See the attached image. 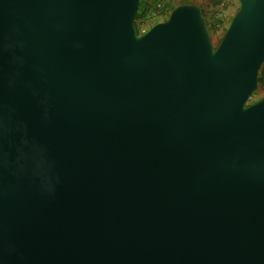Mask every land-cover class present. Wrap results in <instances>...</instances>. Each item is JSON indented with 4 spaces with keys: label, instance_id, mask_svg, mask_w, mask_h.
Segmentation results:
<instances>
[{
    "label": "water",
    "instance_id": "water-1",
    "mask_svg": "<svg viewBox=\"0 0 264 264\" xmlns=\"http://www.w3.org/2000/svg\"><path fill=\"white\" fill-rule=\"evenodd\" d=\"M0 0V264H264V0Z\"/></svg>",
    "mask_w": 264,
    "mask_h": 264
},
{
    "label": "rangeland",
    "instance_id": "rangeland-1",
    "mask_svg": "<svg viewBox=\"0 0 264 264\" xmlns=\"http://www.w3.org/2000/svg\"><path fill=\"white\" fill-rule=\"evenodd\" d=\"M176 3H181L184 2V0H173ZM203 4H204V8L206 10V22H210L212 21L216 16L220 15L223 18V21L220 24V28L216 31H212L210 30L213 39L216 41L221 35L222 33L225 31V29L229 26L233 15L235 14V12L237 11V9L239 8L240 2L239 0H202ZM152 16L154 15L151 14ZM149 16V15H148ZM168 16V14H166V16L162 17V18H155L153 20H150L147 24H145L141 31L147 30L150 26H152V22H154L155 20H163ZM161 19V20H160ZM261 73H262V77L263 80L261 83L258 84V88L256 89V91L253 93L252 97H251V101H254L262 96H264V62L261 66L260 69Z\"/></svg>",
    "mask_w": 264,
    "mask_h": 264
},
{
    "label": "trees",
    "instance_id": "trees-1",
    "mask_svg": "<svg viewBox=\"0 0 264 264\" xmlns=\"http://www.w3.org/2000/svg\"><path fill=\"white\" fill-rule=\"evenodd\" d=\"M181 3H186V1L181 2ZM177 4H180V3H176L173 0H166V5L161 11H159V9L155 5V0H141L139 10L136 14V20L138 22L140 30L150 20H153L155 18H162L166 16V14H169L171 9ZM202 12H203L204 17H206L207 13L203 8H202ZM153 13L154 15L152 16L151 14ZM158 21L159 20H155L154 22H152V24H155ZM222 21H223V18L220 15H218L212 21L207 22V26L210 30L216 31L220 28L219 25L221 24ZM262 76L263 75L260 71L259 72V83H261L263 80Z\"/></svg>",
    "mask_w": 264,
    "mask_h": 264
},
{
    "label": "built area",
    "instance_id": "built-area-1",
    "mask_svg": "<svg viewBox=\"0 0 264 264\" xmlns=\"http://www.w3.org/2000/svg\"><path fill=\"white\" fill-rule=\"evenodd\" d=\"M155 5L159 9V11H161L166 5V0H155Z\"/></svg>",
    "mask_w": 264,
    "mask_h": 264
},
{
    "label": "crops",
    "instance_id": "crops-1",
    "mask_svg": "<svg viewBox=\"0 0 264 264\" xmlns=\"http://www.w3.org/2000/svg\"><path fill=\"white\" fill-rule=\"evenodd\" d=\"M184 1H186V3H195V4H198V5H200L201 8H203L205 10L204 4H203L202 0H184Z\"/></svg>",
    "mask_w": 264,
    "mask_h": 264
}]
</instances>
